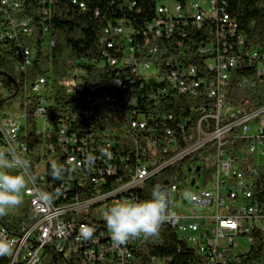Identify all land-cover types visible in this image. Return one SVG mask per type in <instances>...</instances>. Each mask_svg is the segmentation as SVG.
Wrapping results in <instances>:
<instances>
[{"label": "trees", "instance_id": "trees-1", "mask_svg": "<svg viewBox=\"0 0 264 264\" xmlns=\"http://www.w3.org/2000/svg\"><path fill=\"white\" fill-rule=\"evenodd\" d=\"M13 1L18 3V8L5 15L0 11V20L3 15H9L19 22L24 21L30 34L0 42V112L8 111L19 102L21 110L26 109L30 116L41 101L48 105L44 123L46 134L35 136L36 127L29 117L28 136L23 140L32 151L33 163L39 158L45 162L41 163L42 174H45L44 191L59 192L51 202L53 205L61 207L85 202L118 190L129 183L136 168L152 160V152L147 150L149 142L156 143V161L164 162L178 151L163 152L171 140L182 145V130L187 136L194 134L193 128L203 116L201 104L207 107L208 102L179 94L167 83L152 85L136 74L132 66H120L125 45L120 37L109 36L105 31L109 24L119 21L131 26L134 34L130 47L134 50V58L153 63L160 68L163 77L175 67L193 66L199 76L205 78L208 75L204 71L207 56L198 50L213 37L215 28L211 23L203 24L202 28L190 23L180 24L170 38H156L147 32L146 26L155 19L156 3L160 0ZM226 3L229 18L237 24V32L245 39V49L264 47V0H226ZM45 29L54 38L53 46L47 45ZM25 48L30 50V67L21 71V51ZM111 58L119 65H109ZM254 67L255 62L246 61L236 70L235 79L251 78L256 85L240 90L230 83L227 88L235 99L233 104L247 99L251 105H264V78H255ZM75 69L85 70L84 86L68 95L65 84ZM38 78L44 80L49 89L42 97L31 93ZM156 87L166 89V93L158 96ZM104 98L114 100L118 110L116 117L98 118ZM140 116L144 117L145 130H129L131 121H137ZM63 123L67 126L65 140L75 136L79 151L59 142ZM40 145L44 148L42 153L38 150ZM81 151L84 159L89 153L95 156V164L89 169L83 159L81 172L71 171L67 158L71 155L81 158ZM208 152L207 148L195 152L152 175L142 186L94 205L76 218L98 231L108 230L101 209L107 210L123 198H133L134 202L150 199L155 185L168 190L182 180L187 164L202 161L204 180L210 178L215 162ZM53 161L68 166L63 179H55L50 174ZM145 238L144 244L134 249L139 264H147L152 257L167 259L168 264L203 263L204 257L165 223L158 235ZM102 241L105 238H99V242ZM81 246L80 249H84V245ZM0 264H5L2 257ZM62 264L77 262L68 260Z\"/></svg>", "mask_w": 264, "mask_h": 264}, {"label": "built area", "instance_id": "built-area-1", "mask_svg": "<svg viewBox=\"0 0 264 264\" xmlns=\"http://www.w3.org/2000/svg\"><path fill=\"white\" fill-rule=\"evenodd\" d=\"M226 5V0H184L183 3L180 0H160L156 3L155 19L146 26L147 32L156 38H170L180 24L190 23L202 28L203 24L211 23L215 28L213 37L198 50L207 56L204 71L208 75L205 78H201L193 66L175 67L163 77L160 68L153 63L139 62L134 58V50L130 47L134 34L131 26L123 21L108 25L105 33L120 37L125 45L120 66H132L136 74L152 85L167 83L179 94L208 102L207 107L201 104L203 116L196 122L194 134L187 136L182 130L183 144L173 139L163 149L164 153L178 150L174 157L164 162L156 161V143L149 142L147 150L152 152V160L136 168L129 183L110 194L61 205V213H53L50 204L36 195L45 192V174L38 171V166L45 162L39 158L33 163L32 151L23 140L28 136L29 117L36 127L35 136L46 134L44 112L48 105L41 101L30 116L26 109L21 110L19 102L20 113L0 112V150L7 152L15 148L23 153L30 161L29 172L35 177L34 183H30L24 193L22 205L9 209L8 214L0 218V234L16 241L13 264H27V260H34V264H62L67 255H74L77 264H139L134 249L144 244L146 236L118 245L112 240L109 230L98 231L76 217L94 205L142 186L165 167L204 148L209 149L208 154L213 156L214 171L210 178L204 180L202 161L184 167L182 180L168 189L172 215L164 223L204 257L202 264H264V105H251L247 99L233 104L235 99L227 88L232 82L240 90L256 85L251 78H234L236 70L246 61L255 62V78H264V47L245 49V39L237 32V24L229 18ZM0 7L5 15L18 8V3L0 0ZM4 15L0 20V42L30 34L24 21ZM45 31L48 45L53 46L54 38L48 29ZM29 55V48L21 51V71L30 67ZM108 60L111 66L119 65L113 58ZM85 77V70L75 69L65 84L66 94L73 95L81 90ZM156 89L158 96L166 90ZM47 90V87H40L38 78L31 93L42 97ZM113 101L110 98L101 100L98 118L112 119L118 115ZM139 119L131 121L129 130H145L144 117ZM66 133L67 126L63 123L59 142L75 150L76 137L66 141ZM38 150L42 153L44 148L40 145ZM80 154L81 158L74 155L67 158L71 171L81 172L84 152ZM155 164L158 166L154 167ZM200 178L202 187L196 184ZM207 183L209 186L205 187ZM121 201L134 202L133 198H123L118 202ZM105 211L103 208L101 214L104 215ZM21 217L23 219L18 221ZM90 228L94 231L86 238L84 233ZM99 238H106V245H99ZM76 245H84V254H76ZM147 264H168V260L152 257Z\"/></svg>", "mask_w": 264, "mask_h": 264}, {"label": "clouds", "instance_id": "clouds-1", "mask_svg": "<svg viewBox=\"0 0 264 264\" xmlns=\"http://www.w3.org/2000/svg\"><path fill=\"white\" fill-rule=\"evenodd\" d=\"M110 155V153L108 154ZM96 157L85 156V163L91 169ZM30 161L15 148L7 152L0 150V218L8 214L9 209L19 207L24 201V193L35 177L29 172ZM68 166L53 161L50 174L55 179H63ZM37 197L47 204L59 195V192H39ZM169 191L160 185H155L151 198L128 202L121 201L110 206L104 212V220L111 233L112 240L118 244H126L130 239L141 235L151 237L159 234L161 225L170 218ZM187 198V194H185ZM94 229H88L84 236L90 237ZM16 241L0 234V257L13 254Z\"/></svg>", "mask_w": 264, "mask_h": 264}, {"label": "bare ground", "instance_id": "bare-ground-1", "mask_svg": "<svg viewBox=\"0 0 264 264\" xmlns=\"http://www.w3.org/2000/svg\"><path fill=\"white\" fill-rule=\"evenodd\" d=\"M39 85H40V87H45L44 80L40 79L39 80ZM47 115H48V108L44 112V120H45ZM44 123H46V120H45ZM60 135H61V131H60ZM50 208H52L53 213H61V207L60 206H55L52 203H50ZM99 245H106V238H105V241L99 242ZM80 247H82V246L81 245H76V254H84V249H80ZM2 258H3L5 264H13L12 255L3 256ZM68 260L74 261V255H67V260H64V261H68ZM64 261H62V262H64ZM27 264H34V260H27Z\"/></svg>", "mask_w": 264, "mask_h": 264}, {"label": "rangeland", "instance_id": "rangeland-1", "mask_svg": "<svg viewBox=\"0 0 264 264\" xmlns=\"http://www.w3.org/2000/svg\"><path fill=\"white\" fill-rule=\"evenodd\" d=\"M49 39V38H48ZM47 39V45H48V43H49V40ZM19 109V103L18 102H16L13 106H12V108H10L9 109V111H11V112H13V113H16V114H18V113H20V109ZM39 129H40V125H39ZM43 170V165H39L38 166V171H42ZM186 172V171H185ZM197 185H200V187H202L203 185H202V178H200V180H198L197 181V183H196ZM209 185H208V183L205 185V187H208ZM102 210V209H101ZM239 240H243V239H239Z\"/></svg>", "mask_w": 264, "mask_h": 264}, {"label": "water", "instance_id": "water-1", "mask_svg": "<svg viewBox=\"0 0 264 264\" xmlns=\"http://www.w3.org/2000/svg\"><path fill=\"white\" fill-rule=\"evenodd\" d=\"M198 171V170H197Z\"/></svg>", "mask_w": 264, "mask_h": 264}]
</instances>
